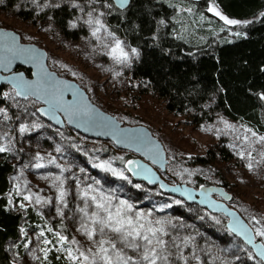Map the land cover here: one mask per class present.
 Listing matches in <instances>:
<instances>
[{
  "label": "trees",
  "instance_id": "obj_1",
  "mask_svg": "<svg viewBox=\"0 0 264 264\" xmlns=\"http://www.w3.org/2000/svg\"><path fill=\"white\" fill-rule=\"evenodd\" d=\"M176 1H186L196 10L205 13L206 7L214 1L230 19L251 23L233 26L237 34L230 39L216 38V29L185 36L176 27L175 9L170 0H130L123 10L117 9L112 0H108L112 5L110 9L99 4L92 5L89 0H76L85 11L92 7L104 11L106 15L102 20L108 29L127 46L138 50V57H133L125 70L126 91L135 105L153 99L162 103L168 113L183 118L191 128L210 123L217 115H221L264 135V99L261 98L264 96V16L260 15L264 13V0ZM57 2L61 3L59 9H41L31 0H0V11L13 9L17 18L29 22L46 20L69 40L86 35L88 26L80 19L78 8L71 6V0ZM41 3H48V0H41ZM73 20L77 23L75 29L69 25V21ZM161 20L165 23L161 24ZM213 24L215 28L218 27L216 22ZM25 71L29 73L27 69ZM7 89L6 85L0 87L2 91ZM0 108L12 112L8 99L2 96ZM58 130L68 137L62 147L64 158L67 159L59 161L63 162L62 167L71 168V172H64L65 175L70 173L80 180L81 176H85L89 183L98 180L99 187L105 192H112L116 197L128 200L141 212H152L153 219L171 221V224H166V228L179 238L177 242H182L185 237H194L188 248L184 249L186 255L189 250L195 251L206 264H259L258 259H246L247 253L243 249L252 251L227 230L224 216L211 214L197 204L165 195L158 187H149L135 181L127 171L125 175L129 176L131 183L99 168L95 170L89 167L90 157L94 163L109 160L123 169L124 164L115 158L123 156L127 161L133 157L131 152L119 150L109 141L85 137L68 126ZM85 145L99 151L85 148ZM234 158L235 154L226 140L219 138L209 144L202 154L190 156L188 162L194 166H211L230 162ZM28 168L24 167L22 178L33 176ZM81 168L85 171L81 172ZM17 170V163L11 154L0 153V264H12L14 251L25 252L24 244L29 239V233L38 236L40 229L47 225L35 204H25V208L9 204V200L13 202L12 181L13 177L19 175ZM135 184L141 187L136 188ZM194 184L199 186L208 183L196 175ZM73 196L76 198L75 203H68V213L65 212L63 220L61 217L50 219L47 226L54 231H61L63 224L69 238L75 236L82 245L89 247V241L86 244L83 235L76 230L79 224L77 217L80 215L76 212V205L82 202L78 193ZM146 198L148 203L144 202ZM153 199L170 201L171 207L162 211L154 209L150 202ZM21 229L26 231V236ZM46 236L53 244L56 243L52 233L46 232ZM42 239L39 238V241ZM41 247L45 246L39 242ZM65 256L66 253L51 251L44 264H68ZM236 256H240L241 260H236ZM191 264H195V261H191Z\"/></svg>",
  "mask_w": 264,
  "mask_h": 264
},
{
  "label": "rangeland",
  "instance_id": "obj_2",
  "mask_svg": "<svg viewBox=\"0 0 264 264\" xmlns=\"http://www.w3.org/2000/svg\"><path fill=\"white\" fill-rule=\"evenodd\" d=\"M170 3L175 9L174 21L176 27L185 36L199 34V32L207 29H216L215 37L218 39L224 37L230 39L237 34V31L232 29L235 25H225L223 21L208 11V7L213 4L218 8L214 1H211L206 7V13L196 10L195 7L186 1L170 0ZM96 9L101 11L100 8ZM218 10L220 11L219 8ZM78 11L80 12V19L86 20L87 11L81 12L79 8ZM213 22L218 24L217 28L214 27ZM0 27L17 32L21 37V42L33 43L45 49L47 53L46 64L50 70L59 76L77 82L86 91L93 103L105 112L115 116L123 125H143L147 127L164 147L168 164L165 173L161 175L167 182L171 184L185 183L197 187L194 184V177L198 175L206 180L208 183L206 185L222 186L221 184H224L225 186L223 187L231 195L230 202L228 201L229 206L236 209L248 224L253 214L264 216V157L261 156V153H264V145L256 143V137H251V133L245 131V129L251 128L221 115H217L210 123L191 128L183 118L168 113L163 108L162 103L156 100L146 99L135 105L126 91L125 70L127 66L114 64L104 54L107 49L91 36L89 27L86 35L76 40H69L58 33L46 20L24 21L15 16V10L13 9L0 11ZM49 27L51 30L45 31ZM221 29L225 31L222 35H218L222 31ZM100 35L102 38L106 37V33L103 31ZM105 42L111 43L110 39H106ZM62 64L67 65L77 75L73 76L71 72L61 67ZM105 69H111V71H105ZM116 72H121L122 75L116 76ZM7 91L12 92V89L8 87ZM8 101L12 112L7 111L10 117L7 120L3 119V114H0V136H5L4 141H2L5 144L15 137L12 145H10L12 151L8 152L16 161L17 173L19 174L15 176L19 177V180L12 181L11 192L14 195L12 196V203L17 207H20V203H29L28 201H23L21 196H17L14 188V185L19 183L23 189V181H28V187L33 193H39L45 198H53V203L51 204L35 205L45 225H48V220L59 219L55 208L61 207V205L56 201L57 189L51 186V177L59 175L60 169L56 168L55 165H48L47 159L49 154H51L56 157L58 164H63V162L60 163L59 161L67 159L64 158L62 147L68 137L65 133L58 130L60 128L54 127L51 123L43 120L37 113L36 116L30 115L39 106V102H34L30 98L22 101V99L17 97L8 99ZM25 108L28 109L27 112L24 111ZM223 121L233 127L226 128ZM22 123L29 125V131L23 134L18 131L19 125ZM33 123H38L42 126L40 128H31ZM244 135H248L251 138L249 143L244 142ZM257 135L262 134L257 133ZM238 136L241 138L237 139ZM219 138L226 140L235 154L234 160L227 163H216L211 166H194L188 162L190 156L202 154L209 144ZM70 141L69 139L68 142ZM57 146L62 149L60 153L55 151ZM86 147H90L91 150H97L89 145H85ZM241 151L245 152V158L243 159L239 155ZM248 152L252 153L253 160H249ZM37 153L45 156V160L42 163L46 167L41 169L32 167L36 163L34 157ZM89 159V167L97 170V168L92 166L94 164L92 158L89 157ZM249 163L253 165L251 170L247 167ZM25 165H28V169L33 172V176H27V179L22 178L25 173ZM112 166L119 169L114 162H112ZM184 169H188V172L193 173V175H189ZM21 172H23L22 176L20 175ZM106 173L114 176L110 172ZM45 175H50V178L43 179L42 177ZM63 176L71 177L72 175L69 173L67 176L63 173ZM84 177L81 176L82 186L91 184L87 181L88 177ZM65 188L68 189L70 194L66 197L67 202L75 203L76 198L72 197V195L79 192L76 181L71 178L66 179ZM23 194H27V192L24 191ZM144 202L148 203V199L146 198ZM150 202L153 203V208L159 211L165 210L168 208L165 205L171 204L170 201L157 199H153ZM64 210L68 213V209ZM29 239L32 240V244L24 253L12 251V264H14V261L15 264H40L39 260H34L29 255L30 251H35V255L43 256V253L39 251L37 235L29 233ZM83 240L86 244L88 243L85 236H83Z\"/></svg>",
  "mask_w": 264,
  "mask_h": 264
},
{
  "label": "snow or ice",
  "instance_id": "obj_3",
  "mask_svg": "<svg viewBox=\"0 0 264 264\" xmlns=\"http://www.w3.org/2000/svg\"><path fill=\"white\" fill-rule=\"evenodd\" d=\"M31 2L38 5L41 9H59L61 7V3L57 2V0H48V3H41V0H31ZM89 3L92 5L99 4L101 7L109 9L112 7L108 0H89ZM127 3L128 0H120V7H124ZM71 6L79 8L81 12L85 11L76 0H71ZM208 11L223 21L225 25L251 23V21L242 22L230 19L222 14L214 4L208 7ZM86 15L87 19L83 20V24L91 29V36L107 49L104 54L116 65L130 66L133 57H138V50L127 46L114 32L108 29L102 20V17L106 15L104 11H97L96 7H92L87 11ZM260 15L264 16V13ZM48 19L51 21L52 18L49 17ZM160 23L164 24L165 21L161 20ZM69 25L73 29L77 27L75 20L69 21ZM50 30V27L45 29V31ZM102 31L106 33L105 38L100 35ZM106 39H110L111 43L105 42ZM20 41V36L0 29V69L11 71L15 62L22 64L31 63L36 68V71L31 73L35 79H26L23 72H12L11 75L6 77L0 76V81L12 86V92L0 90V96L5 99L21 97L24 100L34 97L35 101L43 102L47 105V108H36L30 115L36 116V113L39 112L57 124L63 123L60 119L61 115L64 116L69 124L75 123L77 126L81 122L87 125L109 121L111 134L129 138L137 143H143L142 138L137 134V129L120 128L119 122L115 117H108L99 112L88 101L83 92H74L73 85L70 82L57 79L54 73L49 72L42 60V57H46L47 53H41L34 46H26ZM61 67L67 69L73 76L77 75L67 65L62 64ZM105 71H111V69H105ZM115 75L119 76L122 73L116 72ZM69 93L72 94L71 97L66 98ZM261 98L264 99V96ZM24 111L27 112L28 109L25 108ZM0 114H3V119H10L5 108H0ZM223 123L226 128L233 127L226 121H223ZM41 126L38 123H33L31 128H40ZM18 131L21 134L28 132L29 125L26 123L20 124ZM245 131L251 133V137H256V143L264 145V135H257V132L252 129H245ZM240 138L239 136L237 137V139ZM4 139L5 136H0V153L11 152L12 147L10 145H12L15 137L9 140L7 144L2 142ZM250 139L248 135L243 136L245 143H249ZM137 150L140 149L138 148ZM55 151L60 153L62 149L57 146ZM239 155L242 159L245 158L244 151H241ZM247 155L249 160L254 159L251 152H248ZM261 156L264 157V153H261ZM95 159L99 160L98 157H95ZM115 159H119L124 164L123 169L114 168L109 160L94 163L92 166L105 172H110L122 180L129 181V183H131V180L129 176L125 175V171L133 176H143L149 183H156V180L149 175L151 170L139 161L131 159L125 161L123 156ZM34 160L36 163L32 165L33 168L41 169L46 167L42 163L45 160V156L37 153ZM47 163L60 169L59 175L51 177V186L57 189L56 201L61 207H56L55 211L62 220L65 217L64 209L68 208L66 197L69 195L68 189L65 188V180L71 178L76 181V186L79 189L78 196L82 202L76 205V212L80 214L77 217L79 227L76 230L86 237L90 246L85 247L75 236L69 238L65 234L66 227L63 224H61V231H54L52 227L46 225L40 229L37 236L38 240L41 237L43 238L39 241L45 246L39 248V251L43 253V257L35 255V251H30L29 255H31L32 259L39 260L40 264H44L48 260L49 253L57 251L66 253L65 259L68 264H191L193 260L195 264H206V261L202 260L201 256L197 255L195 251L189 250V254H185L184 249L188 248L194 237H185L182 242H177L179 238L173 236L166 228V224H171V221L166 222L159 218L153 219L152 212H141L128 200L120 199L112 192H105L99 187L100 182L98 180L82 186V181L75 175L64 177L63 173L71 172V168L62 167L57 163L56 157L51 154L48 156ZM25 167H28V165H25ZM247 167L251 170L253 167L252 163H249ZM80 171L83 172L85 170L81 168ZM184 171L188 172V169H184ZM188 174L193 175L191 172H188ZM20 175L22 176L23 172ZM42 178L49 179L50 175H45ZM13 180H19V177H13ZM160 186L162 188L165 187L163 184ZM134 187L140 188L141 185L135 184ZM14 188L16 195L21 196L23 201L34 202L35 205L53 203L52 197L45 198L39 193H33L28 187V181L26 180L23 181V189L19 183L15 184ZM24 191L27 194H23ZM170 191H180V189L173 188ZM181 195H185L189 200L195 199L191 192H182ZM228 199H231V197H228ZM208 202L207 198L200 201L201 204ZM11 203L12 201L9 200V204ZM175 203L179 204L180 201H175ZM19 206L25 208L24 203H20ZM210 206L214 210L218 207L214 203L210 204ZM165 207H171V205H165ZM217 223H219V220H217ZM172 227H175V225H172ZM229 230L242 237L245 244L252 246V251L255 255L248 252L247 249H243L247 253V260L255 261L259 258V264H264V216L253 214L250 217L249 224L237 220L234 225H229ZM21 232L25 236L27 235L24 229H21ZM46 232L53 234L56 238L55 244L46 236ZM257 238H259L260 242H257ZM31 244L32 240L29 239L24 244V248L29 249ZM181 244H183V247ZM48 245H52V247H48ZM59 258L57 257V259ZM235 259L241 260V257L236 256Z\"/></svg>",
  "mask_w": 264,
  "mask_h": 264
},
{
  "label": "water",
  "instance_id": "obj_4",
  "mask_svg": "<svg viewBox=\"0 0 264 264\" xmlns=\"http://www.w3.org/2000/svg\"><path fill=\"white\" fill-rule=\"evenodd\" d=\"M112 2L117 9L123 10L127 8V6L130 3V0H128V3L124 7H120V0H112ZM0 29L15 33L16 35L19 36V34L15 32L14 30L5 29L2 27H0ZM21 43H23L26 46H30V47L34 46L35 48L39 50V52L46 53L45 49L37 46L36 44L25 43V42H21ZM42 60H43V64L45 65V67L47 68L49 72L54 73L57 79L67 80L68 82H70L73 85L74 92H83V94L87 97L88 101H90L91 104L94 105L95 108L99 110V112L103 113L104 115L108 117H115L112 114L105 112L100 107H98L95 103H93L88 97V94L86 93V91L77 82L67 79L65 77L59 76L54 71L50 70L46 64L47 56L42 57ZM26 69L29 71V73H26L25 71ZM35 71H36V68L31 63L22 64L20 62H15L12 65L11 71H5L3 69H0V76L6 77V76L11 75L12 72H23L26 79H35V77L31 74ZM2 85H6L12 89V86L10 84L0 81V87ZM71 95L72 94L69 93L66 96V98H70ZM17 98L24 100L21 97H17ZM30 99H33L35 101L34 97ZM37 102L40 103L37 108H47V105L44 104L43 102L41 101H37ZM37 114L43 120L51 123L54 127L63 128L64 126H68L74 131H76L77 133L85 137L109 141L117 149L131 152L133 154V157L131 158V160L139 161L141 164L147 166V168L151 170L149 175H151L152 179L156 180V183H149L148 180L143 178V176H133L131 173L128 172L135 181L143 182L145 185L149 187H158L159 190L163 194L177 197L190 204H197L198 206L207 210L211 214H220L224 216L226 220V228L230 233L232 232L229 230V225L230 224L234 225L237 222V220L243 221L245 224H248L247 221L241 216V214L236 209L229 206L228 201L230 199H228V197H231V195L223 186L203 184L197 187H193L185 183H172L171 184L167 182L161 175L162 173H165L166 166L168 164V160L166 158L164 147L162 143L155 136H153V134L147 127L143 125H133V126L123 125L121 121H119L115 117L117 121L119 122L120 128L138 130L137 134L142 138L143 143H137L129 138L111 134L109 121H103L98 124H87V125L81 122L79 126H77L75 123L69 124L63 115L60 116V119L63 123L57 124L55 121L48 119L46 115H41L39 112H37ZM138 148L140 150H137ZM161 184L165 185V187L162 188L160 186ZM173 188H179L180 191H170V189H173ZM182 192H191L192 195L195 197V199L194 200L187 199L185 195H181ZM205 198H207L209 202L201 204L200 201ZM213 203L218 206L215 210L213 209V207L210 206V204H213ZM232 234L238 237L244 243V240L242 237L237 236L235 233H232ZM257 242H260V241L257 239ZM245 245L252 251L251 245H247V244ZM252 253L255 255L253 251ZM257 259L259 260V258Z\"/></svg>",
  "mask_w": 264,
  "mask_h": 264
}]
</instances>
